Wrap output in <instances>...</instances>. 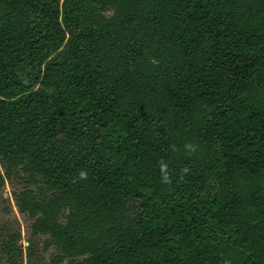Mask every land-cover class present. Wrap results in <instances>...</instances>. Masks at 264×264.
<instances>
[{
    "label": "trees",
    "instance_id": "16d2710c",
    "mask_svg": "<svg viewBox=\"0 0 264 264\" xmlns=\"http://www.w3.org/2000/svg\"><path fill=\"white\" fill-rule=\"evenodd\" d=\"M0 168L48 264H264V0H0Z\"/></svg>",
    "mask_w": 264,
    "mask_h": 264
},
{
    "label": "rangeland",
    "instance_id": "374dc122",
    "mask_svg": "<svg viewBox=\"0 0 264 264\" xmlns=\"http://www.w3.org/2000/svg\"><path fill=\"white\" fill-rule=\"evenodd\" d=\"M0 171L3 173L2 169ZM20 188L18 180L7 181L0 193V246L1 242L10 234L20 233L19 246L24 250L29 246V242L33 240L35 257L29 259L27 253L23 255L20 264H48V256L42 253V238L32 239L29 227L31 221L26 215L18 212L13 201V193ZM29 259V260H28ZM0 264H3L0 253Z\"/></svg>",
    "mask_w": 264,
    "mask_h": 264
}]
</instances>
